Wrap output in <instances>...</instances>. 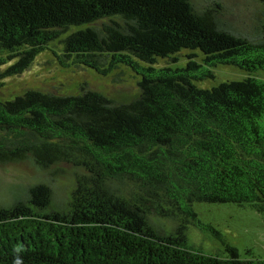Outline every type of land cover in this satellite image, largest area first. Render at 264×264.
<instances>
[{
    "label": "trees",
    "instance_id": "obj_1",
    "mask_svg": "<svg viewBox=\"0 0 264 264\" xmlns=\"http://www.w3.org/2000/svg\"><path fill=\"white\" fill-rule=\"evenodd\" d=\"M247 1L233 16L219 0H0V67L17 58L0 81L51 44L63 67L108 75L126 65L141 75L129 103L88 87L0 100V165L39 172L0 200V264H13L15 245L22 264H264L194 208L234 203L264 214V0ZM182 49H200L203 63L155 67ZM219 64L249 76L194 83ZM63 176L73 187L59 206ZM192 226L212 230L224 253L193 246Z\"/></svg>",
    "mask_w": 264,
    "mask_h": 264
},
{
    "label": "rangeland",
    "instance_id": "obj_2",
    "mask_svg": "<svg viewBox=\"0 0 264 264\" xmlns=\"http://www.w3.org/2000/svg\"><path fill=\"white\" fill-rule=\"evenodd\" d=\"M201 5L211 0H197ZM228 14L241 15L248 4L247 0H219ZM245 8V9H244ZM242 10V11H241ZM241 11V12H240ZM73 29H77L74 26ZM57 45L51 44L39 53L30 68L24 72L8 76L0 81V100L8 101L27 91L54 92L74 95L82 87L97 91L118 104L129 103L139 94L141 75L130 66L121 65L108 75H101L89 67L78 68L73 65L63 67L58 60L60 53ZM204 54L200 49H182L168 58H157L155 67H184L194 59L203 63ZM17 58L7 60L0 68L5 69L15 63ZM143 65H148L142 63ZM214 78L194 80L201 88H212L226 81H239L249 76V72L231 64H219L213 68ZM264 79V70L256 72ZM39 172L29 163L0 165V200H10L15 192L25 185L35 183ZM73 183L69 176L60 177L54 182L55 205L64 204L70 195ZM199 219L220 232L222 238L238 248L242 257L250 249L256 256L264 257V214L254 208L234 203H199L194 204ZM170 225L169 222H166ZM190 243L206 253H224V245L210 229L192 226L189 229Z\"/></svg>",
    "mask_w": 264,
    "mask_h": 264
},
{
    "label": "clouds",
    "instance_id": "obj_3",
    "mask_svg": "<svg viewBox=\"0 0 264 264\" xmlns=\"http://www.w3.org/2000/svg\"><path fill=\"white\" fill-rule=\"evenodd\" d=\"M24 251L23 246L15 245L13 247L14 259L13 264H22L20 253Z\"/></svg>",
    "mask_w": 264,
    "mask_h": 264
}]
</instances>
